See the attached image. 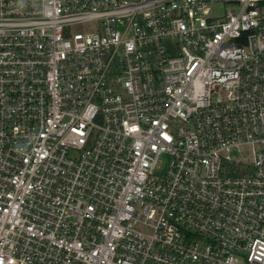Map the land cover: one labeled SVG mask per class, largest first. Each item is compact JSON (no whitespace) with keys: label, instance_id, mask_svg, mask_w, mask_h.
<instances>
[{"label":"built area","instance_id":"obj_1","mask_svg":"<svg viewBox=\"0 0 264 264\" xmlns=\"http://www.w3.org/2000/svg\"><path fill=\"white\" fill-rule=\"evenodd\" d=\"M0 264H264V0H0Z\"/></svg>","mask_w":264,"mask_h":264},{"label":"rangeland","instance_id":"obj_2","mask_svg":"<svg viewBox=\"0 0 264 264\" xmlns=\"http://www.w3.org/2000/svg\"><path fill=\"white\" fill-rule=\"evenodd\" d=\"M215 12V10H214ZM75 32H82V28H76L74 29ZM232 157L237 160H242V158H248L250 162H252V148L250 146H243L240 147L238 151L234 152L232 154Z\"/></svg>","mask_w":264,"mask_h":264}]
</instances>
